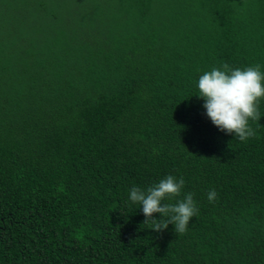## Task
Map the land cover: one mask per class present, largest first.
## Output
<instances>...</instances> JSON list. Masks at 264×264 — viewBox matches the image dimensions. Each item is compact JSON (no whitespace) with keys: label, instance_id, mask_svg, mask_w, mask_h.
<instances>
[{"label":"trees","instance_id":"trees-1","mask_svg":"<svg viewBox=\"0 0 264 264\" xmlns=\"http://www.w3.org/2000/svg\"><path fill=\"white\" fill-rule=\"evenodd\" d=\"M0 29V264H264V98L240 142L197 97L264 72V0H0ZM167 175L183 234L129 199Z\"/></svg>","mask_w":264,"mask_h":264},{"label":"clouds","instance_id":"clouds-1","mask_svg":"<svg viewBox=\"0 0 264 264\" xmlns=\"http://www.w3.org/2000/svg\"><path fill=\"white\" fill-rule=\"evenodd\" d=\"M198 90L197 97L204 101L206 116L218 130L234 135L240 142L255 137L256 132L249 121L261 119L259 105L264 98V72L259 65L243 70L232 69L227 63L219 68L213 67L199 77ZM184 186L183 177L177 179L167 175L146 191L133 186L129 199L141 205L145 217L143 224H150L151 231L162 233L173 225L175 233L183 234L198 214L194 194L187 193L183 199H177L181 197ZM216 197L215 190L209 191V202H214ZM165 200H175L176 203H164ZM154 214L161 218H154Z\"/></svg>","mask_w":264,"mask_h":264},{"label":"rangeland","instance_id":"rangeland-1","mask_svg":"<svg viewBox=\"0 0 264 264\" xmlns=\"http://www.w3.org/2000/svg\"><path fill=\"white\" fill-rule=\"evenodd\" d=\"M25 14H26L27 20L30 22V19H31L30 11H28ZM22 27H25V25H23ZM20 30L23 31V29H20ZM21 31L16 30L15 33L12 34L10 30L6 29L4 32H0V42L4 40L8 48H13L16 44L19 43V41L21 40L24 41V34Z\"/></svg>","mask_w":264,"mask_h":264}]
</instances>
